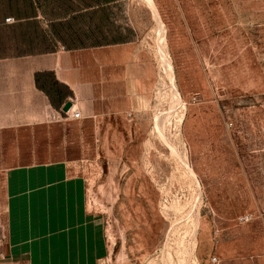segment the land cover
<instances>
[{
  "label": "rangeland",
  "instance_id": "374dc122",
  "mask_svg": "<svg viewBox=\"0 0 264 264\" xmlns=\"http://www.w3.org/2000/svg\"><path fill=\"white\" fill-rule=\"evenodd\" d=\"M83 1L100 14L68 7L66 24L93 17L138 63L107 71L100 118L60 112L91 130L71 169L104 232L98 264H264V0Z\"/></svg>",
  "mask_w": 264,
  "mask_h": 264
},
{
  "label": "crops",
  "instance_id": "0c3cea01",
  "mask_svg": "<svg viewBox=\"0 0 264 264\" xmlns=\"http://www.w3.org/2000/svg\"><path fill=\"white\" fill-rule=\"evenodd\" d=\"M100 3L0 0V264H98L106 253L86 182L71 169L76 133L91 130L60 114L70 102L85 120L100 118L113 95L107 71L138 66L130 45L91 32L93 17L66 24L64 9L100 14Z\"/></svg>",
  "mask_w": 264,
  "mask_h": 264
},
{
  "label": "built area",
  "instance_id": "2783aa9c",
  "mask_svg": "<svg viewBox=\"0 0 264 264\" xmlns=\"http://www.w3.org/2000/svg\"><path fill=\"white\" fill-rule=\"evenodd\" d=\"M7 21H10V19H7ZM65 115L71 119H79L81 116L79 111L71 110V109L67 111Z\"/></svg>",
  "mask_w": 264,
  "mask_h": 264
},
{
  "label": "water",
  "instance_id": "95a60500",
  "mask_svg": "<svg viewBox=\"0 0 264 264\" xmlns=\"http://www.w3.org/2000/svg\"><path fill=\"white\" fill-rule=\"evenodd\" d=\"M71 106H72V104L70 102H67V103L64 104V106L62 107L61 111L63 113H66L67 111L70 110Z\"/></svg>",
  "mask_w": 264,
  "mask_h": 264
}]
</instances>
